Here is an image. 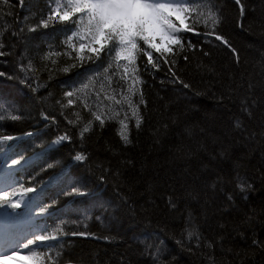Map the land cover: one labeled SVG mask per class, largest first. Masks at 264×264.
<instances>
[{
  "label": "trees",
  "instance_id": "trees-1",
  "mask_svg": "<svg viewBox=\"0 0 264 264\" xmlns=\"http://www.w3.org/2000/svg\"><path fill=\"white\" fill-rule=\"evenodd\" d=\"M243 3L246 12L241 16L235 0H211V7L223 18L218 31L238 50L239 62L218 42L213 47L204 44L203 38L198 42L194 34L183 33L185 43H197L196 49L176 57L177 67L183 69L180 75L190 84L185 89L179 84L161 83L168 79L167 65L162 61L164 70L149 68L153 75H148L144 71L146 58L139 57L137 69L145 81L140 89L148 109L142 130L137 132L131 123L133 145L125 148L116 135L119 125L115 121L102 131L94 122L95 130L86 134L83 151L89 154V160L85 164L72 161L71 155L81 150L77 133L92 117L76 104L61 106L68 103L65 93L71 82V72L62 69L71 68L57 56L44 59L54 38L48 30H27L36 26L42 15L46 18L45 0H10L13 15L7 14V6L0 5V25L9 43L5 51L11 53L0 57V72L9 74L0 77V95L15 105L13 112L23 117L6 125L3 119L0 133L15 137L33 133L16 145V150L24 149L28 162L35 165L27 179L35 178L37 191H53L52 200L58 203L51 209H62L59 221L64 230L86 231L99 237L54 241L53 264H153L150 254L158 250L157 264H264V0ZM14 28L22 34L11 36ZM198 28L203 31L202 24ZM203 50L210 55L204 56ZM193 52L195 57L186 66L184 55L192 57ZM29 64L33 70L20 71ZM115 75L122 73L116 71ZM21 77L27 78L32 87L46 86L33 93ZM130 83V79L123 81L119 91H126ZM241 101L252 110L251 117L242 112ZM2 107L0 112L4 111ZM42 111L58 123L44 120ZM75 113L82 120L73 127L68 120L76 121ZM237 119L243 122L242 130L235 129ZM65 129L70 130L73 141L52 146L51 140L64 134ZM108 148L118 154L113 156ZM222 150L227 152L225 159L217 155ZM40 153L44 155L38 156ZM212 156L217 159L212 160ZM55 158L62 159L74 173L69 182L86 185L90 195L65 197L63 191L70 190L67 183L63 188L56 181L45 186L50 177L60 173L61 165L42 171ZM127 160L133 162L132 166L121 163ZM89 165L91 171L87 170ZM105 169L109 171L104 173ZM117 170L121 172L118 178L114 175ZM101 174L107 175V183L97 179ZM238 175L253 185L246 199L235 187ZM218 176L224 178L223 192L220 184L216 190L210 187ZM228 193L234 195V201H227ZM170 197L176 201V209L168 207ZM226 204L229 207L224 212ZM186 228H195L200 234V247L195 236L188 238ZM177 240L191 252L178 246ZM205 241L213 247H204Z\"/></svg>",
  "mask_w": 264,
  "mask_h": 264
},
{
  "label": "snow or ice",
  "instance_id": "snow-or-ice-1",
  "mask_svg": "<svg viewBox=\"0 0 264 264\" xmlns=\"http://www.w3.org/2000/svg\"><path fill=\"white\" fill-rule=\"evenodd\" d=\"M192 2L193 0H187L188 4H191ZM235 4L239 6L240 15H245L246 6L244 5L243 0H235ZM0 5L7 6L9 8V12L7 14H14L11 12L12 5L10 4V0H0ZM160 8L173 12L174 15L178 17L179 22L177 23L172 19V17H169L170 27L165 32L166 38L169 42L165 43L163 47L157 50L155 47H150L146 41L141 38L140 20L143 15L142 10H157ZM189 13L193 14L191 18L189 17ZM117 17L123 21V23H120L119 27H117L116 23H112V21ZM0 19H2V17H0ZM189 19H191V22L186 23ZM53 22L75 24V29L72 30L71 35L67 37L65 43L67 47L71 49V52L76 54V59L83 60L85 58L84 53L86 51L90 52L96 58H99L101 53L105 52V50H107L109 56H112L114 52L115 61L127 62L123 67V74L120 76V79L125 82L129 79L131 80V83L127 84L126 91L121 88L120 95L118 97L108 94L103 97V100L114 101L116 105L121 106L120 108H114L111 104L104 105L99 94L96 97V101H93L91 104L83 100L80 101L83 108L90 113L92 119L83 122V126L79 128L77 133L80 140L81 150L74 151V154L71 155V160L79 164H85L89 160V154L83 151V149L87 139L86 134L95 130L96 125H94V122H98V128L102 131L106 128L109 121L114 120L119 125L116 129V135L119 137V141L125 148L133 145V139L131 138V123L134 122V127L137 132L142 130V124L145 120L148 109L146 106L145 94L140 89V86L143 85L145 81L140 78L137 69V61L139 57L146 58L144 71L148 75H153V71H150L149 68L155 72L164 70L161 64L162 61L163 65H167L165 75L168 79L166 81H161V83L179 84L185 89L190 88V84L180 75V72L183 71V69L177 67L176 57L179 56L180 53H187L189 50L196 49L197 43H193L190 40L185 43L184 41L186 38L180 35V33H192L198 38V42L200 38H203L204 44H209L213 47L218 46L215 43L218 42L219 45L228 49L231 56L236 59L237 63L239 62L238 50L232 46L230 40L223 35L222 32L218 31L223 23V18L215 10L214 6L209 7L208 5H201L197 7H188L183 5V0H55V6L49 9L47 17L44 18L42 15L39 23L34 27H28L27 30L29 32H34L40 27L48 28L50 23ZM125 24L128 25L127 28L124 27ZM201 24L203 25V31H200L198 28ZM125 33H129L127 41H125L124 38ZM5 34V31L2 30V25H0V57H5L11 54L10 52L5 51V49L9 47V43H6L4 40ZM21 34L22 31L17 32L15 31V28L11 32V36H19ZM76 39L81 42L79 44L74 43V40ZM59 55H69V53H50L49 56H45L44 59H49L50 56ZM203 55L209 56L210 53L203 50ZM194 57L195 52H193L192 57L184 55L186 66ZM52 63L55 64L56 61L53 60ZM198 67L203 66L198 65ZM29 70H33L31 64H29L26 68H22L20 71L27 73ZM62 70L67 72L68 68H64ZM209 71H211V69H209ZM130 72L133 74L131 77L128 76ZM8 75L9 74L0 72V77H7ZM11 78L17 79L16 76H12ZM20 79L21 82L28 85L30 91L33 93H36L39 88L46 86L44 84H37L36 87H32L30 81L24 80L23 77ZM86 87L87 85L84 86V88ZM84 88L77 90V92H83ZM75 95L76 93L68 91L65 93V96L69 98L67 105L62 104L60 101H57V103H61L62 107L72 106L73 100L71 98ZM134 97H137V99H134ZM77 99L79 100V97H77ZM4 103L5 101L2 95H0V107H2ZM241 104L242 112L251 117L252 110L244 103V101H241ZM124 105H126V107H124ZM141 105H145V107L141 109ZM121 111H123L122 118ZM40 115L44 120L50 121V124L58 123L55 117H50L43 111ZM61 115H64V113H61ZM75 115L77 116L76 121L70 119L68 120V123L73 127L77 126V121L82 120L79 113H75ZM4 118L5 117L3 115H0V120H3ZM9 118L12 121H20L23 119V117L18 114H10ZM235 129H243V122L240 119L235 121ZM31 135H33V133L25 134V136ZM22 138L24 137H15L11 134L0 133V145L7 141ZM72 141L73 136L70 130L65 129L64 134H58L51 140V145L60 146L64 142L71 143ZM107 150L112 152L113 156L118 154L117 151L112 148H108ZM37 155L43 156L44 154L40 153ZM217 155L220 159H225L227 157V152L222 150ZM49 159L51 160L52 158L49 157ZM211 159L216 160L217 156H212ZM22 162L26 164L28 163V159L21 155L19 158L11 160V166H19ZM121 163H126L129 166H132L133 164L131 160L122 161ZM57 165H61L60 173L56 176L50 177L45 186H47V184H51L53 181H56L59 183L60 187L63 188L64 184L67 183L70 190L63 191V195L65 197H85L90 195L86 185H82L76 180L69 182L70 178L74 176V173L67 165L63 164L62 159L55 158L53 162L47 163L46 167L42 169V171L53 169ZM203 167L207 168L208 165H204ZM87 170L91 171L90 165ZM108 171V169H105L104 173H107ZM114 175L118 178L120 177L121 172L117 170ZM34 179L35 178H33V180ZM97 179L101 180L103 183L108 182V177L104 174H101V176L97 177ZM261 179L264 180V177H261ZM223 183L224 178L218 176L217 181H213L210 187L213 190H216L217 185L220 184V191L223 192ZM8 187L9 186L7 185L0 187V208H11L13 212L20 208L26 195L37 191L36 187L31 185H21L19 188H13L11 191L8 190ZM235 187L239 193L244 195L245 199L247 198L246 193L253 189L252 183L239 175L236 177ZM17 196L20 198L14 199V197ZM192 198L195 199L196 197L193 196ZM226 199L228 202H232L234 201V195L232 193H228ZM56 203H58V200H52L51 203L43 204L39 208V214L44 215L48 213ZM168 207L170 209L177 208L176 201L171 197L168 199ZM228 207L229 206L226 204L222 211L227 212ZM4 215L10 220H15V217H12L7 212H5ZM97 219L100 218L97 217ZM191 221L192 213L189 212L188 223H191ZM62 223H67V221ZM219 227L224 228V225L220 224ZM185 230L188 233L189 239L195 236L197 241L196 246L200 247L201 236L196 229L193 228L189 230L186 228ZM90 235L94 239L99 238L95 236V234L86 231L64 230L60 225H56L51 232L32 234L30 237H26L22 233L14 236H9L5 233L3 237H0V244L7 248V250L0 252V264H9V262H13V264H45L41 255L33 250V246H39L38 242L58 241L59 239L66 237H87ZM103 238L109 239L108 237ZM221 239H223V237H221ZM176 243L182 249H186L191 252V248H186L183 241L177 240ZM253 243L257 242L253 241ZM203 246L211 249L213 247V243L205 241ZM61 247H63V245H61ZM158 253L159 250L156 254H150L153 258V264H157V261L159 260ZM56 256H61L60 251L56 252ZM68 264H71V261H69ZM169 264H172V262H169Z\"/></svg>",
  "mask_w": 264,
  "mask_h": 264
},
{
  "label": "bare ground",
  "instance_id": "bare-ground-1",
  "mask_svg": "<svg viewBox=\"0 0 264 264\" xmlns=\"http://www.w3.org/2000/svg\"><path fill=\"white\" fill-rule=\"evenodd\" d=\"M42 29H45V31L48 30V32H50V34L54 36L53 40L51 41L52 45L48 46V49H47L48 52L50 53L67 52V51H63L62 49L63 46H65V44L62 42L63 40L60 37H58V35L55 33V30H56L55 27L50 25L48 28L42 27ZM61 33L62 32H60V34ZM66 49L68 50L67 53H69V55H59L57 57L61 58L62 61L64 60L66 63H68L69 67L71 68L70 70H68L69 73L71 72V82L66 88V92L72 91L76 93V95L71 98L73 100V104H76L77 106H79L85 113L90 114L88 111H86L83 108V105L80 103V101L83 100L91 104L93 101H96V97L99 94L101 101L103 102L104 105L111 104V106L114 108H120L121 107L120 105H116L115 103L113 104L114 101L103 100V97L106 94L117 96V97L119 96V94L117 93L118 92L120 93L119 89L123 81L120 79L119 75H115L116 71L113 69H110V70H107L106 72L105 67L97 68L95 66H91L92 59L87 51L84 53L85 58L83 60H79L75 58L76 54L71 52V49L69 48H66ZM109 78H112L111 82L106 81ZM25 80H27V78H25ZM96 80L100 82L102 80L104 83H99V84L94 85L93 82ZM85 85H87L86 88H84ZM82 88H84L83 92H77V90L82 89ZM77 97H79V100L77 99ZM67 99L69 98L67 97ZM14 107L15 105H13L12 103H7V102L4 103L2 107L6 114L4 118L5 120L4 125H6V122L7 123L15 122L9 118L10 114H17L16 112L12 111ZM124 107H126V105H124ZM122 117H123V111H121V118ZM113 121H109L108 123L113 122ZM2 125H3L2 120H0V129ZM3 134H6V133L3 132ZM22 135H25V134H22ZM26 137L27 136H24V138ZM23 150H21V152L18 154L16 158H19L22 155L27 159L28 153L24 152ZM26 180H28L27 177H26ZM30 184L35 185V182L31 180ZM30 207L34 209H38V206H35V205L34 206L31 205ZM36 213H39V211H36Z\"/></svg>",
  "mask_w": 264,
  "mask_h": 264
},
{
  "label": "rangeland",
  "instance_id": "rangeland-1",
  "mask_svg": "<svg viewBox=\"0 0 264 264\" xmlns=\"http://www.w3.org/2000/svg\"><path fill=\"white\" fill-rule=\"evenodd\" d=\"M145 12L144 10H142V13ZM149 15L147 17V23L149 25V29L145 30V36H146V39H148V43L150 46L152 47H155V48H161L165 45V43H168L169 41L167 40L166 38V35H165V32L166 30L170 27V23H169V17H172V19L174 21H178L179 22V19L178 17H176L174 15V13H170L169 16H167L165 18V20H162V21H158L156 20V17L154 15H152L150 12H148ZM115 20L117 21H122L120 20L119 17L115 18ZM165 22V23H163ZM126 25V28L128 27L127 24ZM89 55H91L90 52H88ZM11 167V165H8L6 169H9ZM20 197L17 196V197H14V199H19ZM24 202L21 203V206ZM20 206V207H21ZM35 246H33L34 248ZM44 248H47V247H44ZM7 250V248H6ZM27 251V250H25ZM9 264H13V262H9Z\"/></svg>",
  "mask_w": 264,
  "mask_h": 264
}]
</instances>
